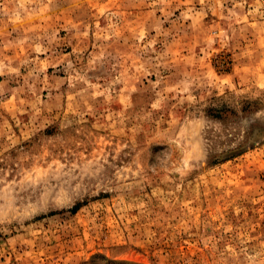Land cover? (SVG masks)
I'll return each instance as SVG.
<instances>
[{
  "label": "rangeland",
  "instance_id": "374dc122",
  "mask_svg": "<svg viewBox=\"0 0 264 264\" xmlns=\"http://www.w3.org/2000/svg\"><path fill=\"white\" fill-rule=\"evenodd\" d=\"M0 264H264V0H0Z\"/></svg>",
  "mask_w": 264,
  "mask_h": 264
}]
</instances>
